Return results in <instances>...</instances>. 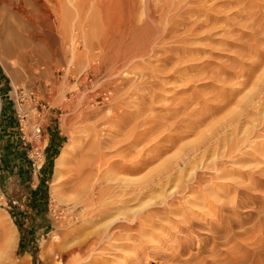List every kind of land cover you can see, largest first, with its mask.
<instances>
[{"label":"rangeland","instance_id":"rangeland-1","mask_svg":"<svg viewBox=\"0 0 264 264\" xmlns=\"http://www.w3.org/2000/svg\"><path fill=\"white\" fill-rule=\"evenodd\" d=\"M22 1L38 35L26 31L24 56L0 39L10 110L19 133L17 107L28 113V138L37 120L61 133L46 200H17L37 175L4 170L32 146L7 152L0 126V212L18 228L11 242L0 226V264H62L73 243L106 264H264V0ZM38 141L44 164V130Z\"/></svg>","mask_w":264,"mask_h":264},{"label":"bare ground","instance_id":"bare-ground-1","mask_svg":"<svg viewBox=\"0 0 264 264\" xmlns=\"http://www.w3.org/2000/svg\"><path fill=\"white\" fill-rule=\"evenodd\" d=\"M25 14H26L25 6L22 0H0V39H1L2 50L4 54L6 55H12L15 52H19L20 55L24 56L25 47L23 48L22 39L24 38L25 35H27L26 31H28L29 34L31 33L30 35L37 34L36 31H30V27L28 26V23L25 21ZM69 152L70 150L67 147L66 149L62 150V152L59 154V156L56 159V164H55L56 171H55V176H54V179L51 185V191H52V196L54 200H59L58 189L60 186V178L62 177V174L64 172V168L67 163V156ZM145 222L147 221H145L144 219L143 224H145ZM0 226L2 227L5 235L8 234V238H7L9 239L8 241H11V242L14 241V236L17 235L16 233L18 232V228H17V225L9 219L8 214L6 212H0ZM108 240L109 238L105 237L104 240H102L101 242L96 241L95 244L104 243L103 247L111 248V250L113 248L114 251L113 252L111 251V253L115 255L116 253L115 249H117L118 251L119 248H117L116 244ZM67 243L69 244L70 242H67ZM16 244H17V240H15V242H13L12 245L14 246ZM50 245H51V242L42 243L41 244L42 253L52 252L57 255L56 253L57 246L54 245V247L50 248ZM61 245L59 244V247H58V257H59V261L62 264H106V262L110 261V259L113 258V257L112 258L110 257V255L112 254L105 255V253H99L97 255H94V253L90 250H93L96 248L95 251H98L95 245L92 246L91 248L87 246L90 249L89 251H87L88 249L85 250L79 244L73 243V244L66 245V246H61ZM98 252H101V251H98ZM30 259H31V254L27 252L19 258V261L17 264H30Z\"/></svg>","mask_w":264,"mask_h":264},{"label":"crops","instance_id":"crops-1","mask_svg":"<svg viewBox=\"0 0 264 264\" xmlns=\"http://www.w3.org/2000/svg\"><path fill=\"white\" fill-rule=\"evenodd\" d=\"M0 76V100H1V112L2 115L5 114L3 117L4 119L2 120V124L0 126L3 127V132L4 137L6 138V144L4 145L6 147L7 152L14 153L13 155L15 156L17 153L22 152L25 154V150L27 147H23L24 141L21 139V133L18 132V124L15 119V116L12 115L11 113V108H13L12 105V100H11V87L8 85V83H5ZM15 115V114H14ZM57 123H53L52 121H48L45 127H43L44 134L47 136V146H46V152H45V157H44V164L41 165V169H33L31 167V161L27 160L25 165L23 162L20 163V166H10L9 169L4 170L5 173L11 172L12 174L16 172H22L23 174L27 171H30V173H34L37 175V181L33 180L32 182V188L30 189V192L24 195H20L17 200H46L45 195H46V184L47 180L45 179V175L47 174V164H45L46 157L49 160L51 156H53V152L59 148L60 141V133L57 132L55 125ZM5 140V139H4ZM5 151V150H4ZM5 153V152H4ZM23 160V159H22ZM25 161V160H23ZM43 163V162H42ZM44 165V166H43ZM2 173V171H0ZM32 175V178H34L35 175ZM24 175H20V182L28 184V180L22 179ZM0 179L2 183L4 182V185L7 186V182L11 180V176H0ZM8 179V181H7ZM16 200V199H12ZM23 213V212H22Z\"/></svg>","mask_w":264,"mask_h":264},{"label":"built area","instance_id":"built-area-1","mask_svg":"<svg viewBox=\"0 0 264 264\" xmlns=\"http://www.w3.org/2000/svg\"><path fill=\"white\" fill-rule=\"evenodd\" d=\"M21 93H24L22 95V100L24 99V97L26 96H30V98H32L34 92L33 91H29V93L23 92V90H21ZM24 96V97H23ZM34 109L35 112L37 113L38 116H40V108H38V104H34ZM17 112H18V116H19V126L21 131H23V133L21 132V139L22 141H24V145L27 147L29 144L28 142L31 144L32 149L31 150H27V155L29 156L30 160H31V165L33 167V169H38L41 167L42 162H39V158H37V156L34 155L35 149L38 148L39 145V141L41 138V134L43 132V124L40 122V120H37L34 123V127H33V131L31 134V138H28L26 132H24V127H23V120L25 118H28V113L24 112L19 106L17 107Z\"/></svg>","mask_w":264,"mask_h":264},{"label":"trees","instance_id":"trees-1","mask_svg":"<svg viewBox=\"0 0 264 264\" xmlns=\"http://www.w3.org/2000/svg\"><path fill=\"white\" fill-rule=\"evenodd\" d=\"M16 223H18L17 221H16ZM19 224V223H18ZM37 260V257H36V255H34V261H36Z\"/></svg>","mask_w":264,"mask_h":264}]
</instances>
